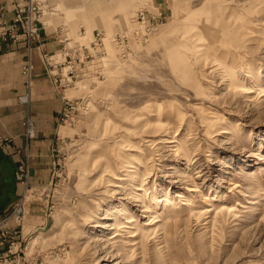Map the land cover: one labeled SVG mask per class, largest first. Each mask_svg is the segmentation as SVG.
<instances>
[{
	"label": "rangeland",
	"instance_id": "obj_1",
	"mask_svg": "<svg viewBox=\"0 0 264 264\" xmlns=\"http://www.w3.org/2000/svg\"><path fill=\"white\" fill-rule=\"evenodd\" d=\"M40 6L32 49L44 25L82 45L67 85L43 55L73 108L0 264H264V0Z\"/></svg>",
	"mask_w": 264,
	"mask_h": 264
},
{
	"label": "crops",
	"instance_id": "obj_2",
	"mask_svg": "<svg viewBox=\"0 0 264 264\" xmlns=\"http://www.w3.org/2000/svg\"><path fill=\"white\" fill-rule=\"evenodd\" d=\"M6 13L0 16V215L22 194L23 185L17 178L18 167L25 161L30 166V182L47 181L53 148L61 125L64 100L53 79L50 62L44 54L55 56L62 43L52 27L43 26L39 44L29 50L25 41L13 40L10 24L14 16V0H0ZM59 55V53H58ZM32 64L30 101L19 97L28 90L24 67ZM50 61V60H47ZM58 59L55 58V62ZM34 122L35 134L26 135V124Z\"/></svg>",
	"mask_w": 264,
	"mask_h": 264
},
{
	"label": "built area",
	"instance_id": "obj_3",
	"mask_svg": "<svg viewBox=\"0 0 264 264\" xmlns=\"http://www.w3.org/2000/svg\"><path fill=\"white\" fill-rule=\"evenodd\" d=\"M15 2V9H14V16H13V20H12V30L10 31V36L13 38V40H22L25 41L29 50H32V40H33V35L37 33V24L38 22H41V19L43 18V11H41V6L40 4H42V0H14ZM0 13L5 14L6 13V9L5 6L2 5L0 3ZM14 26L16 27H20L22 28V32H15ZM67 40L66 36H62V38H60L61 43H64ZM80 44H78V48L79 49H74L73 51V55H70V50L69 48H67V45L65 44V46L62 48L61 50V54L64 57V61H68V65L67 67L69 68V71L67 72L69 76V78L71 79H64L66 81V83L63 84H69L70 82H72V78L70 73L73 72V70L75 71L76 69V61L74 60L73 57H75V54L80 51L81 49ZM86 49V46L84 47ZM58 62V61H57ZM31 71H32V64L29 61L27 63V65L24 67V74L27 77V87L28 90L25 94H22L19 99L21 102L23 103H29V89L31 87ZM62 83L60 82V86H62ZM59 88V87H58ZM63 96V100H64V111L60 117V119L62 121H66L65 117H67V112L69 111L70 108H73V104H72V99L66 97L65 95ZM35 126H34V122L28 118L27 120V124H26V135L28 138H32L35 134ZM27 161H25V163H21L18 169V174H17V178L18 180H26L27 182L26 185L28 184V165H27ZM19 213V210H15V213ZM16 218L18 219V216H16ZM9 234V231L6 230L5 228H3L0 225V242L2 237H5Z\"/></svg>",
	"mask_w": 264,
	"mask_h": 264
},
{
	"label": "bare ground",
	"instance_id": "obj_4",
	"mask_svg": "<svg viewBox=\"0 0 264 264\" xmlns=\"http://www.w3.org/2000/svg\"><path fill=\"white\" fill-rule=\"evenodd\" d=\"M223 27L225 26V25H222ZM222 27V29H223V31L222 32H225V29ZM224 34V33H223ZM222 36V35H221ZM138 189H140V187H138ZM128 218V217H127ZM126 221L125 222H123V223H131V222H133V219H130V218H128V219H125ZM123 223H121V224H123Z\"/></svg>",
	"mask_w": 264,
	"mask_h": 264
}]
</instances>
